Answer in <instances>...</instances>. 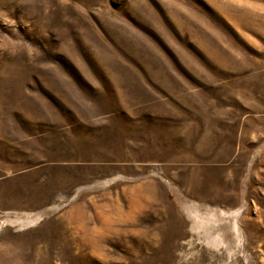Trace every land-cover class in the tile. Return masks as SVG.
Returning <instances> with one entry per match:
<instances>
[{
  "label": "rangeland",
  "instance_id": "obj_1",
  "mask_svg": "<svg viewBox=\"0 0 264 264\" xmlns=\"http://www.w3.org/2000/svg\"><path fill=\"white\" fill-rule=\"evenodd\" d=\"M0 264H264V0H0Z\"/></svg>",
  "mask_w": 264,
  "mask_h": 264
}]
</instances>
